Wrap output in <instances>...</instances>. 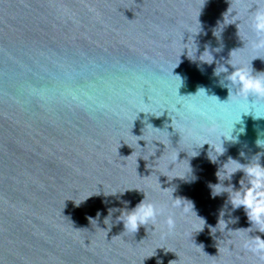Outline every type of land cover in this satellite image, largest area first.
I'll return each instance as SVG.
<instances>
[{"label": "water", "instance_id": "obj_1", "mask_svg": "<svg viewBox=\"0 0 264 264\" xmlns=\"http://www.w3.org/2000/svg\"><path fill=\"white\" fill-rule=\"evenodd\" d=\"M201 2L0 0V264H157V259L163 264H264L242 247L235 232L218 226L210 235L207 226L217 224L227 198L226 193L210 198L208 185L217 182L218 166L228 157L247 162L241 151L249 158L264 152L255 143L264 139V118L240 117V102L227 99L228 90L218 84L226 73L213 75L233 49L238 65L264 71V49L251 47L256 35L244 11L246 5L255 7V0H208L194 42L197 57L210 46L216 63L198 69L199 60L193 63L181 50L185 27ZM230 4L242 13L240 20L217 28ZM257 56L261 59L253 61ZM173 68L184 78L179 94L204 86L220 99L182 98ZM189 103L205 115L189 111ZM255 103L264 108V99ZM168 116L177 131L172 132ZM234 119L241 120L236 129L244 132L239 143L225 141L216 164L208 158L207 144L188 157L193 143L216 142L208 131L213 123L226 128ZM138 156L143 158L137 163ZM187 159L193 173L169 180L183 174ZM160 183L172 188L162 191ZM125 189L133 190L103 193ZM135 189L164 207V216L155 228L141 227L135 234L122 232L115 211L109 231L108 209H123L124 201L134 207L144 198ZM173 189L174 196L194 202L207 221L203 231L197 233L171 207ZM230 209L229 204L225 211ZM98 211L97 224H91L88 218ZM169 213L176 219L171 232L165 224ZM232 215L239 220H230V228L247 227L243 209Z\"/></svg>", "mask_w": 264, "mask_h": 264}, {"label": "clouds", "instance_id": "obj_2", "mask_svg": "<svg viewBox=\"0 0 264 264\" xmlns=\"http://www.w3.org/2000/svg\"><path fill=\"white\" fill-rule=\"evenodd\" d=\"M207 2L208 0H202L200 8L193 12V19L185 27L184 35L182 37L183 48L181 50V54L185 53L186 50L188 58L193 63H195L198 59L200 62L199 64H197L198 69H200L203 64L211 66L216 63V59L213 55V50L210 48V46H205L204 50L200 52L199 56L197 57V52L199 51V49L194 42V37L202 31V25L200 23L199 16ZM192 7L193 6L190 4V8ZM244 11L248 12L250 27L256 35V39L251 41V47L253 49H264V0H255V7H253V5L251 4L246 5ZM241 14V12L236 11L230 4L227 11L223 13L222 22L218 21L219 26L217 28H219L221 25L226 26L236 24L237 21L240 20ZM237 28L239 30V23L237 24ZM216 29L214 30L213 35L218 37ZM185 33L189 34L187 40H185ZM214 51L218 52L220 51V49L216 48L214 49ZM236 54V49L231 50L229 59L227 60L226 64H219V66L215 67L213 69V75L220 76L221 73H226L224 80L218 81V84L220 87L226 88L228 90L227 99L231 97L232 99L238 100L240 102V117H242V115L250 114L252 115V118L254 120L262 119L264 118V108L258 106L255 101L264 99V71H254L252 68H249L246 65H238V63L233 60V57H235ZM255 59L261 58L257 56L253 59V61ZM178 66L179 63L176 67ZM229 66L231 67V71L229 70ZM175 68H173L172 73L176 78L177 91L179 94V89L183 85L184 78L179 73H174ZM225 81H227V83H225ZM185 96H207L209 98L215 97L220 99L215 94H209L208 89L204 86L198 87L195 93L181 95L182 98ZM186 107L189 111L195 110L198 111L201 115H205L203 109L196 108L191 103L187 104ZM173 110L177 113L180 112V110L175 107L173 108ZM165 112H168V110L165 109L164 114ZM169 121V127L172 129V132L177 131L175 119L169 117ZM240 122V119H234L231 122V125L226 128L213 123L208 131L216 135V142L205 139L202 143H193L191 145V148L194 154L189 155V152L186 151L188 157L197 156L199 153L196 151V149L202 148L205 144H207L209 146V150L207 153L208 158L211 163L216 164L218 158L222 156L226 151L224 147L225 141L232 142L233 144L239 143V137L244 132L243 128L239 129V131H237L236 129V125ZM141 140H138L137 143L142 148L146 147L147 142L143 140L145 143L141 145L139 143V141ZM154 143L163 144V141H155ZM255 143L258 148H264V139L258 138ZM210 152L212 154H210ZM132 153L129 156H131ZM239 156L242 159L247 158V162L242 163L238 159L228 157V159L217 168V171L215 173L217 182L209 183L208 185L210 188V198L212 199H215L216 197L221 196L225 193L227 194L225 203L218 211L217 224L215 226L207 225L206 219L198 215L197 211L195 210L194 202L192 200L186 197L174 196L173 193L175 189L171 191L169 197L171 201V207L173 209H178L182 216L188 218L192 222V226L194 229H196L197 233L203 231L206 225L209 228L210 235H212L213 230L218 226L222 231L227 230L229 232H235L242 238V247L253 253L255 256L259 257L261 261H264V163H261V157L264 156V152H257L249 158L244 151H241L239 153ZM138 158L143 157L138 156L137 163ZM187 160L188 167L183 172V174L173 176L171 179H169V177L167 176L169 180H172L173 178L186 179L193 173L190 159ZM172 167H174V164ZM237 173H242V175L236 183H233V177ZM225 181H228V183L226 184ZM169 188L172 187L163 188L160 183V189L162 191H167ZM128 190L133 189H125L123 192L103 191V193L105 196L114 195L116 193H120L121 195H123ZM135 190L143 192L144 198L140 200L134 207H128L127 205L130 204V201H124L126 207H124L123 209H108V215L104 219V224L107 225V229H109V231L113 226L112 213L115 211L120 212L119 216L116 217V223L123 224L122 232H131L135 234L141 227H144L146 231L147 226L149 225H152L153 228H155V226L157 225L158 217L164 216V207H161L156 202L149 200L147 194L144 191L140 189ZM91 196L92 195L86 197L82 201H85ZM82 201L76 203L77 206ZM229 204L231 205V209L226 212L225 209ZM240 209H243L244 211L245 217L247 219V227L230 228V220L234 221L231 224H235L239 220V217H235L232 214ZM100 215L101 213L98 211L96 218L89 217L88 219L90 223L92 224L93 222H95L97 224V219ZM225 215H228V219H225ZM165 224L168 231L171 232L176 226L175 216L169 213L165 219ZM254 232L257 234L253 235L252 233ZM171 261L173 260H170L169 264H171ZM157 264H163V260L157 259Z\"/></svg>", "mask_w": 264, "mask_h": 264}]
</instances>
